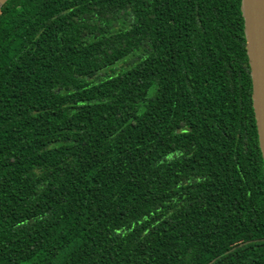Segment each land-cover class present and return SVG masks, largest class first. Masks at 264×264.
<instances>
[{
	"label": "trees",
	"instance_id": "1",
	"mask_svg": "<svg viewBox=\"0 0 264 264\" xmlns=\"http://www.w3.org/2000/svg\"><path fill=\"white\" fill-rule=\"evenodd\" d=\"M241 0H7L0 264H264Z\"/></svg>",
	"mask_w": 264,
	"mask_h": 264
},
{
	"label": "water",
	"instance_id": "2",
	"mask_svg": "<svg viewBox=\"0 0 264 264\" xmlns=\"http://www.w3.org/2000/svg\"><path fill=\"white\" fill-rule=\"evenodd\" d=\"M7 0H0V8ZM246 54L251 77V103L264 165V0H241Z\"/></svg>",
	"mask_w": 264,
	"mask_h": 264
},
{
	"label": "bare ground",
	"instance_id": "3",
	"mask_svg": "<svg viewBox=\"0 0 264 264\" xmlns=\"http://www.w3.org/2000/svg\"><path fill=\"white\" fill-rule=\"evenodd\" d=\"M259 148V147H258Z\"/></svg>",
	"mask_w": 264,
	"mask_h": 264
}]
</instances>
